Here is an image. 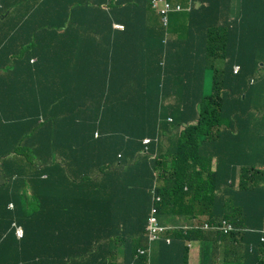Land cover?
<instances>
[{
	"label": "trees",
	"instance_id": "16d2710c",
	"mask_svg": "<svg viewBox=\"0 0 264 264\" xmlns=\"http://www.w3.org/2000/svg\"><path fill=\"white\" fill-rule=\"evenodd\" d=\"M151 2L0 0V264H264V0Z\"/></svg>",
	"mask_w": 264,
	"mask_h": 264
},
{
	"label": "built area",
	"instance_id": "2783aa9c",
	"mask_svg": "<svg viewBox=\"0 0 264 264\" xmlns=\"http://www.w3.org/2000/svg\"><path fill=\"white\" fill-rule=\"evenodd\" d=\"M151 7L160 16L163 26L167 28L169 26L170 15L172 14V12L191 11L194 8V4L192 0H190L187 5H183L181 2L173 3L169 0H152ZM114 27L115 29L118 30L124 29V26L121 24H115ZM240 70H241V66L236 65L234 69L235 74L239 73ZM256 80L257 78L253 77L251 79V84H254ZM169 121H172V119L170 118ZM95 136H97V133L95 134ZM150 141L151 140L149 138H145L143 140V144L146 146L150 143ZM153 194H154V205L151 210V215L146 227V235L151 242L160 241L161 239H164L167 245H171V239L170 237L167 236V234L170 233L172 230H174L175 227H170L168 225L161 226L159 224L158 221L159 209L157 208L156 205L160 204V202L162 201V197L159 194L155 193V184H154ZM8 210H12L11 204L8 205ZM12 227H14L15 230L14 232L15 238L17 240H20L23 235L22 230L14 225H12ZM208 229H216L224 234H229L231 231H233L234 227L228 220L224 219L216 227L205 224L203 230L208 231ZM262 241H264L263 238ZM188 246L191 247V244H188ZM138 254L140 256H144L145 251L139 250Z\"/></svg>",
	"mask_w": 264,
	"mask_h": 264
},
{
	"label": "crops",
	"instance_id": "0c3cea01",
	"mask_svg": "<svg viewBox=\"0 0 264 264\" xmlns=\"http://www.w3.org/2000/svg\"><path fill=\"white\" fill-rule=\"evenodd\" d=\"M236 13L239 15V14H241V11L237 10ZM63 31L64 30H60V32H63ZM263 74H264V71L260 72V75H263ZM206 90H207V86H206ZM259 93L262 94L261 97L258 99L261 102L260 103L256 102V103L261 108V110L264 112V85H263V88L261 90L259 89ZM207 94H209V93L207 92ZM206 219L207 218L205 216H201L198 219H195L196 221H194V225L195 226L197 225L196 228L200 227V225L205 224ZM177 223L183 224L182 221H178ZM199 253H200L199 246L197 244H195L193 249L191 250L189 264H200V254ZM161 259L164 262V261H169L172 258L168 254H163L161 256Z\"/></svg>",
	"mask_w": 264,
	"mask_h": 264
},
{
	"label": "clouds",
	"instance_id": "9594fccd",
	"mask_svg": "<svg viewBox=\"0 0 264 264\" xmlns=\"http://www.w3.org/2000/svg\"><path fill=\"white\" fill-rule=\"evenodd\" d=\"M155 12H156V11H155ZM156 13H157V12H156ZM158 16H159V15H158ZM159 17H160V16H159ZM160 21H161V18H160ZM161 24H162V22H161ZM162 26H163V24H162ZM95 134H96V133H95ZM97 136H98V133H97ZM97 136H95V137H97ZM222 220H224V219H222ZM222 220H221V221H222ZM225 220H227V219H225ZM221 221H220V222H221ZM228 221H229V220H228ZM220 222H219V224H220ZM229 222H230V221H229ZM230 223H231V222H230ZM205 224H208V223L205 222ZM205 224L200 225V227L196 228L197 225L195 226V225H194V221H193V223H192L190 226H188V225L186 226V225H185V227L183 228V229H184V234H187L188 232L193 231V230H195V229H197V230H198V229H203V227H204ZM219 224H218V225H219ZM231 224H232V223H231ZM208 225H209V224H208ZM218 225H216V226H218ZM232 225H233V224H232ZM216 226H215V227H216ZM233 227H234V226H233ZM214 230H216V229H214ZM204 231H205V230H204ZM216 231H218V230H216ZM233 231H234V229H233ZM219 232H221V231H219ZM231 232H232V231H231ZM231 232H230V233H231ZM221 233H222V232H221ZM230 233H229V234H230ZM222 234H224V233H222ZM229 234H224V235H229ZM171 244H172V240H171ZM188 244H191V247H189ZM194 245H195V243H192V242H188V243H187V247L190 249V251L193 249ZM168 246H170V245H168Z\"/></svg>",
	"mask_w": 264,
	"mask_h": 264
},
{
	"label": "rangeland",
	"instance_id": "374dc122",
	"mask_svg": "<svg viewBox=\"0 0 264 264\" xmlns=\"http://www.w3.org/2000/svg\"><path fill=\"white\" fill-rule=\"evenodd\" d=\"M212 79H213V73L210 72L208 74V76H207V83H206V84H208L207 85V92L208 93H211V91H212ZM257 102L260 103L261 101L260 100H257Z\"/></svg>",
	"mask_w": 264,
	"mask_h": 264
}]
</instances>
